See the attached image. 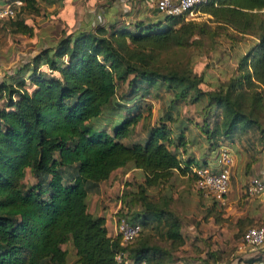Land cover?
<instances>
[{
  "label": "trees",
  "instance_id": "obj_1",
  "mask_svg": "<svg viewBox=\"0 0 264 264\" xmlns=\"http://www.w3.org/2000/svg\"><path fill=\"white\" fill-rule=\"evenodd\" d=\"M49 1L23 0L17 16L4 19L9 33L30 38L32 27L18 14H36L37 4ZM199 13L208 23L166 18L152 25L96 27L63 35L3 76L0 264H65L66 252L61 249L65 244L73 249V264H115L118 238L107 236L103 217L87 212L86 199L113 172L126 167L139 171L142 182L135 193L120 197V204L138 203L140 211L114 215L141 230L123 250L133 262L172 264L169 250L140 234L146 227L159 228L160 238L175 250L183 244L179 219L168 209V199L156 203L145 192L165 185L174 173L184 177L192 168L208 165L179 157L178 150L186 153L185 128L172 135L167 124L172 122L171 113L178 111L180 102L204 100L208 109H215L216 119L199 127L211 151L222 148L216 140H231L235 133L256 134L258 143L264 141V0H212ZM219 29L255 39L227 81L203 91V78L189 64H163L168 53ZM122 84L128 92L116 96ZM160 90L171 95L169 112L149 129L143 144L124 145L143 119L145 95ZM107 108L125 112L110 133L91 124ZM27 170L35 183L24 187ZM210 199L212 206L219 205ZM236 224L244 229L242 234L259 226L246 227L244 220ZM214 257L219 260L218 253Z\"/></svg>",
  "mask_w": 264,
  "mask_h": 264
},
{
  "label": "rangeland",
  "instance_id": "obj_2",
  "mask_svg": "<svg viewBox=\"0 0 264 264\" xmlns=\"http://www.w3.org/2000/svg\"><path fill=\"white\" fill-rule=\"evenodd\" d=\"M78 1L75 17H71L73 15L72 10L65 9L64 12L60 11L61 17L57 18V10L65 7L63 0H50L48 2L50 4L38 3L36 14L21 11L18 14L19 18L32 27L30 38L10 34L7 22L0 20V81L3 80L2 73L4 74L7 68L12 69L20 63L29 61L40 49L46 48V45L49 47L55 44L61 36L73 33L76 23L84 24L83 13L86 10L93 11L96 7L105 4L108 5L106 8L110 9L113 0H92V3L88 5L83 0ZM61 2L62 6H60ZM72 18L74 20H71ZM207 21L208 18L202 14L194 18V22L197 23H208ZM113 27H117V25H113ZM213 33V35L200 39L195 37V42L191 46L174 50L165 55L162 60L163 64L170 67H182L189 64L191 71L203 78V83L200 86L203 91L213 89L216 85L227 81L233 75L240 57L255 43L254 37L239 36L229 30L219 29L218 32L214 31ZM11 54L15 55L14 61H10L13 57ZM127 89L126 84L120 85L116 89V96L119 93H127ZM145 98V105L148 106L141 110L143 119L134 127L130 137L123 141L126 146L135 143L143 144L149 129L166 112H169L168 103L171 99L169 93L163 90L158 91V93L154 91L150 95H145ZM123 115H125L123 110L114 112L107 108L99 120L91 124L97 129H103L110 133V130L116 125L114 123H118ZM171 115L173 117L172 122L167 124L174 132L172 135L178 134L180 128H185L186 153L181 155V150H178L179 157L185 159L189 156L199 165L205 162L207 165H212L217 159L216 154H218L219 149L209 150L205 136L199 127L204 122L208 124L213 122L217 117V111L213 108L208 109L203 100L195 104L180 102L178 111L171 113ZM233 135L231 140L220 138L216 142L217 145L220 144L224 148L220 150H227L233 157L234 166L229 173V185L231 182V191L234 193L239 181H235L233 172L239 169L246 173L250 166L258 161L263 164L264 141L258 143L256 134L252 133L242 136L237 133ZM141 179L140 172L129 167L113 172L107 181L100 183L97 192L87 196V210L89 209L91 212L93 207L96 208L92 215L94 218L97 217L100 209L105 212L111 210L113 211L111 215L113 219H116L114 214L119 211L120 213H124L126 210L128 212L140 211L138 203L136 206L129 204L127 207L126 204H123L121 207L120 197L135 193L137 191L136 185L142 182ZM34 183L35 181L30 177L27 170L22 185L28 187ZM145 194L149 198L153 197L156 203H159L162 198L168 199L170 202L168 209L179 219L183 244L175 250H173V246L160 238L161 229L159 228L155 230L153 226L152 228L146 227L142 229L140 234V238H146L151 244L169 250L173 259L172 264H229L239 255L237 254L238 247L241 245V234L244 231V229L236 228L237 220L247 221L246 227L259 225L258 223L253 224L252 220L246 217L235 219V215L233 217L227 216L228 211L225 204L217 207L212 206V200L204 197L194 186L191 174L182 177L174 173L168 183L148 189ZM107 230L108 232L111 231L108 224ZM61 249L66 252L65 264H73L75 256L71 246L65 244L61 246ZM217 253L219 260L214 257V254Z\"/></svg>",
  "mask_w": 264,
  "mask_h": 264
},
{
  "label": "crops",
  "instance_id": "obj_3",
  "mask_svg": "<svg viewBox=\"0 0 264 264\" xmlns=\"http://www.w3.org/2000/svg\"><path fill=\"white\" fill-rule=\"evenodd\" d=\"M10 0H0V5L8 2ZM87 5L92 3V0H83ZM78 0H63V4L65 7L58 9L57 18L61 17V12H64L65 9L72 10L73 15L71 17H75L76 13V3ZM156 0H113L111 2L110 9H107V4L103 6L96 7L95 10H86L83 13L84 24L76 23V28L71 34H75L80 31H90L95 29L96 27H109L113 25H117V27H127L129 25H134L136 23H141L143 25H152L157 23H164V18H162L155 9ZM47 4V2H44ZM62 2L60 3V6ZM56 15V14H55ZM54 15V16H55ZM77 17V16H76ZM71 20H74L73 18ZM43 47L42 45H39ZM46 45L45 47H47ZM10 61H14L15 55ZM28 61L24 63H20L19 67L23 64H26ZM9 69L2 73L5 74L12 73L15 68ZM259 161L250 166V169L244 173V171L237 170L234 173L235 181H239L237 187H235L234 193L231 191V182L229 185L228 193L225 197L224 204L226 206V210L228 211L227 216L233 217L236 216L235 219L240 218H249L253 223L263 224L264 223V192L262 195L257 197H247L243 193V189L245 185H247L250 180L257 179L264 182V163ZM216 166V161L213 162L212 165H208V168H213ZM234 166V165H233ZM233 168V167H232ZM231 168V169H232ZM120 170V169H119ZM117 170V171H119ZM116 172V171H115ZM114 172V173H115ZM231 173V170H230ZM232 173V174H233ZM100 186V184L98 185ZM96 208H92L90 212L89 209L87 212L90 215H93V212ZM106 213V214H105ZM113 211L108 210V212L99 210L97 217H103L105 219V228L107 231L108 237H114V220L111 215ZM107 224L110 226L111 231L108 232ZM238 257L235 260L230 261L229 264H264V245L258 249L255 253H251L248 250H242L237 252Z\"/></svg>",
  "mask_w": 264,
  "mask_h": 264
},
{
  "label": "built area",
  "instance_id": "obj_4",
  "mask_svg": "<svg viewBox=\"0 0 264 264\" xmlns=\"http://www.w3.org/2000/svg\"><path fill=\"white\" fill-rule=\"evenodd\" d=\"M212 0H156L155 9L164 19L181 18L184 21H194L198 16L202 5ZM23 0H10L0 5V20L14 19L16 9L22 6ZM233 157L227 150H221L216 159V166L213 168L198 167L192 168L194 185L204 197L212 198L219 205H223L229 189V173L233 167ZM264 192V182L252 179L243 189L247 197H257ZM141 228L136 223H131L124 218L114 220V233L118 238L119 251L115 255V264H145L144 262H133L128 259L127 253L123 250L139 234ZM264 245V223L258 227L247 229L241 237L239 251L248 250L255 253Z\"/></svg>",
  "mask_w": 264,
  "mask_h": 264
}]
</instances>
